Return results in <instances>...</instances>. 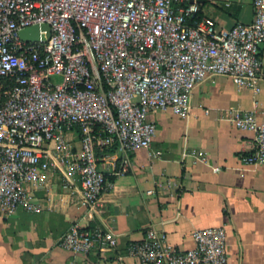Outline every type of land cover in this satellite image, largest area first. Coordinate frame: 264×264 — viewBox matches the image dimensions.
Returning <instances> with one entry per match:
<instances>
[{
  "label": "built area",
  "instance_id": "built-area-1",
  "mask_svg": "<svg viewBox=\"0 0 264 264\" xmlns=\"http://www.w3.org/2000/svg\"><path fill=\"white\" fill-rule=\"evenodd\" d=\"M203 0H0V211L34 210L28 183L41 184L55 166L80 174L89 204L106 183L98 149L124 152L150 146L155 123L147 114L169 109L187 117L195 85L224 74L238 89L261 90L264 79V0L253 18L219 26L201 13ZM48 26V36L25 40L20 30ZM46 29H39L42 36ZM257 100H254L256 107ZM233 116L254 131L245 162L264 164V119L256 109ZM78 128L74 152L64 134ZM157 156L160 150L152 152ZM195 159H199L192 153ZM202 159V158H201ZM114 173L127 170L125 156ZM67 178V176H65ZM223 225L195 228L193 244L175 246L148 227L127 252L143 264H228ZM115 234L73 223L59 244L74 253L113 248Z\"/></svg>",
  "mask_w": 264,
  "mask_h": 264
},
{
  "label": "crops",
  "instance_id": "crops-1",
  "mask_svg": "<svg viewBox=\"0 0 264 264\" xmlns=\"http://www.w3.org/2000/svg\"><path fill=\"white\" fill-rule=\"evenodd\" d=\"M201 13L223 27L248 23L252 0H203ZM260 85L254 94L238 89L227 75L211 74L192 89L187 117L169 109L149 111L147 118L155 123L150 146L102 153L106 183L96 204L83 198L78 171L63 168L64 175L51 166L44 182L27 184L39 208L0 211V264H143L127 245L148 227L187 248L193 230L209 225L226 230L228 264H264V164L245 162L254 131L233 121L237 111L254 108L255 99L256 116L264 119V79ZM64 137L79 150L78 128ZM155 150L160 154L153 155ZM126 155L125 172L107 169L110 162L118 169ZM73 223L109 229L117 243L86 253L65 249L59 238Z\"/></svg>",
  "mask_w": 264,
  "mask_h": 264
},
{
  "label": "water",
  "instance_id": "water-1",
  "mask_svg": "<svg viewBox=\"0 0 264 264\" xmlns=\"http://www.w3.org/2000/svg\"><path fill=\"white\" fill-rule=\"evenodd\" d=\"M46 29V32L39 36V29ZM20 36L25 40H37L39 37L46 38L48 36V26L42 25H30L20 30Z\"/></svg>",
  "mask_w": 264,
  "mask_h": 264
},
{
  "label": "trees",
  "instance_id": "trees-1",
  "mask_svg": "<svg viewBox=\"0 0 264 264\" xmlns=\"http://www.w3.org/2000/svg\"><path fill=\"white\" fill-rule=\"evenodd\" d=\"M116 148V144L109 145V146H103L102 148L98 149V154H102L103 152H109Z\"/></svg>",
  "mask_w": 264,
  "mask_h": 264
}]
</instances>
